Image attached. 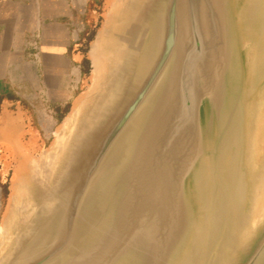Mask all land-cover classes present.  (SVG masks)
<instances>
[{
    "label": "water",
    "instance_id": "95a60500",
    "mask_svg": "<svg viewBox=\"0 0 264 264\" xmlns=\"http://www.w3.org/2000/svg\"><path fill=\"white\" fill-rule=\"evenodd\" d=\"M88 77L11 173L0 264H264V0H108Z\"/></svg>",
    "mask_w": 264,
    "mask_h": 264
},
{
    "label": "crops",
    "instance_id": "0c3cea01",
    "mask_svg": "<svg viewBox=\"0 0 264 264\" xmlns=\"http://www.w3.org/2000/svg\"><path fill=\"white\" fill-rule=\"evenodd\" d=\"M97 1L0 0V147L9 157L0 160V174L44 149L82 93L81 49L87 25H96Z\"/></svg>",
    "mask_w": 264,
    "mask_h": 264
},
{
    "label": "rangeland",
    "instance_id": "374dc122",
    "mask_svg": "<svg viewBox=\"0 0 264 264\" xmlns=\"http://www.w3.org/2000/svg\"><path fill=\"white\" fill-rule=\"evenodd\" d=\"M98 1H100V0H98ZM98 1H97V3H98ZM106 0H103V5H102V8L99 10V15H101L102 14V12H103V10H104V2H105ZM108 1V0H107ZM106 1V2H107ZM96 3V7L98 6H101V1H100V4H97ZM98 17V16H97ZM96 17V20L95 21H97V22H94V23H96V25H90V28H88V34H91L92 33V35H93V33L95 32V30H96V28L99 26V25H97V23H99V20H98V18ZM100 17V16H99ZM92 38V37H91ZM87 41H89V40H87ZM87 41H85V42H87ZM84 42V43H85ZM83 48H84V45H83ZM82 72H83V85H85L86 84V81H87V77H88V70H87V68H84V67H82ZM63 117V116H62ZM62 117H61V119H62ZM60 119V120H61ZM57 127V126H56ZM52 135V134H51ZM50 141H51V139L48 141V142H46V145H45V148L49 145V143H50ZM5 148V147H4ZM2 149L3 148H1L0 147V160L1 161H4V160H8L9 159V157H7V155H5V153L2 151ZM14 153H16L15 151H14ZM15 155V154H14ZM2 158V159H1ZM10 177H11V173H1L0 174V181H1V183H2V186H1V189H2V195H3V204H2V207H1V213H0V218H1V216H2V214H3V212H4V209H5V206H6V202H7V196H8V194H9V188H10V183H9V179H10Z\"/></svg>",
    "mask_w": 264,
    "mask_h": 264
},
{
    "label": "built area",
    "instance_id": "2783aa9c",
    "mask_svg": "<svg viewBox=\"0 0 264 264\" xmlns=\"http://www.w3.org/2000/svg\"><path fill=\"white\" fill-rule=\"evenodd\" d=\"M33 41L31 43V48L34 50V51H37L38 50V47H39V42H40V36L39 35H34L33 37ZM36 52L35 54L33 55L34 58H36Z\"/></svg>",
    "mask_w": 264,
    "mask_h": 264
},
{
    "label": "trees",
    "instance_id": "16d2710c",
    "mask_svg": "<svg viewBox=\"0 0 264 264\" xmlns=\"http://www.w3.org/2000/svg\"><path fill=\"white\" fill-rule=\"evenodd\" d=\"M91 4V3H90ZM89 4V5H90ZM97 4H100V1H98V3ZM98 7V6H97ZM96 7V4L93 6V8H92V10H94V12L96 11L97 13H96V17L99 15V10L101 9V6L100 7H98V9H96L97 8ZM87 27L88 28H90V26L89 25H87ZM91 37H92V33L91 34H88V29H87V31H86V33H85V36H84V42L85 41H87V40H90L91 39ZM45 147V146H44Z\"/></svg>",
    "mask_w": 264,
    "mask_h": 264
},
{
    "label": "flooded vegetation",
    "instance_id": "af4514ba",
    "mask_svg": "<svg viewBox=\"0 0 264 264\" xmlns=\"http://www.w3.org/2000/svg\"><path fill=\"white\" fill-rule=\"evenodd\" d=\"M107 1V0H106ZM101 3H103V0H102V2ZM100 7V6H99ZM101 7H102V4H101ZM94 22H97V21H94ZM94 24V23H93ZM13 155H14V152H13ZM2 159V158H1Z\"/></svg>",
    "mask_w": 264,
    "mask_h": 264
},
{
    "label": "bare ground",
    "instance_id": "6f19581e",
    "mask_svg": "<svg viewBox=\"0 0 264 264\" xmlns=\"http://www.w3.org/2000/svg\"><path fill=\"white\" fill-rule=\"evenodd\" d=\"M20 162V161H19ZM20 166H19V164H18V166H17V168H19Z\"/></svg>",
    "mask_w": 264,
    "mask_h": 264
}]
</instances>
